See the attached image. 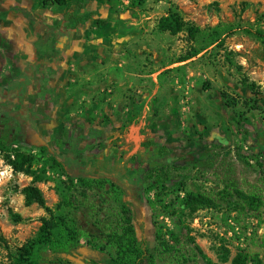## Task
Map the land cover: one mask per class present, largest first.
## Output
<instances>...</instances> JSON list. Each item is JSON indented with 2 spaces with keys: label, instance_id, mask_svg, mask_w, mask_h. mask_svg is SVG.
<instances>
[{
  "label": "rangeland",
  "instance_id": "1",
  "mask_svg": "<svg viewBox=\"0 0 264 264\" xmlns=\"http://www.w3.org/2000/svg\"><path fill=\"white\" fill-rule=\"evenodd\" d=\"M95 1L87 10L104 24L98 29L92 20L77 43L57 117L99 128L125 151L150 137L168 145L173 154L161 166L171 182L146 191L145 204L132 207L105 181L84 178V185L62 171L51 150L11 147L33 157L38 182L14 172L11 152L0 151V264L50 255L37 243L49 219L63 221L54 239L63 240L67 228L75 232L72 255L85 264L115 258L107 236L127 215L138 247L147 251L142 264H231L239 253L264 264V169L260 155L249 153L252 137L264 130V42L254 36L256 30L264 36V0H146L134 10L127 9L130 0H115L112 10ZM168 10L197 34L160 31ZM83 17L68 18L72 24ZM30 185L44 207L25 205L21 191ZM186 193L209 207L193 210ZM241 194L259 197L258 211Z\"/></svg>",
  "mask_w": 264,
  "mask_h": 264
},
{
  "label": "flooded vegetation",
  "instance_id": "2",
  "mask_svg": "<svg viewBox=\"0 0 264 264\" xmlns=\"http://www.w3.org/2000/svg\"><path fill=\"white\" fill-rule=\"evenodd\" d=\"M67 15L57 25L49 26L38 41L41 62L28 80L23 103L13 110L16 114L9 112L8 103H0V139L26 146L35 143L51 150V156L70 175L103 180L123 192L132 207H141L146 202L144 172L159 168L171 155L159 156L162 143L158 141L154 147H143L142 141L137 149L125 151L121 142L108 143L101 129L80 120L66 122L57 117L61 89L56 82L67 73L68 51L73 45V40L61 39L80 30L86 20V15H82L85 17L71 24V14ZM54 62L64 68L58 71ZM23 105L25 109L21 108ZM251 142L252 154L260 155L264 169V130Z\"/></svg>",
  "mask_w": 264,
  "mask_h": 264
},
{
  "label": "trees",
  "instance_id": "3",
  "mask_svg": "<svg viewBox=\"0 0 264 264\" xmlns=\"http://www.w3.org/2000/svg\"><path fill=\"white\" fill-rule=\"evenodd\" d=\"M39 6L43 9L50 8L52 6H57L69 14H76L77 17H81L82 15H86V20L84 25L80 26V30H87L90 27V22L93 20L98 29H101L104 24V18L98 17V13L94 11H88L87 7L95 4V0H35ZM146 0H130L129 5L127 7L128 10H134L135 8L141 7L144 5ZM105 4L108 10L114 9L115 0H105ZM96 8V6H95ZM100 12V11H99ZM158 29L163 32L169 33L171 36H175L182 31H186L189 38H193L197 31L194 27L186 25L182 20L180 14L177 11L168 10L165 16L161 17L158 22ZM254 36L257 40L264 42V36L261 31L256 30ZM103 132V130H101ZM155 141H158L154 138H146L142 142L143 147H154L157 145ZM159 142V141H158ZM13 145L20 147V144L17 142L7 143L4 140L0 139V151L1 152H11L12 159L8 157V164L12 168V170L16 173H22L24 175L33 177L34 182L40 181V177L32 170L33 167V157L24 152H21L19 149H11ZM130 150V147L128 148ZM252 146L250 147L249 153L252 154ZM173 154V149L168 145L162 143L159 147V156L168 157ZM51 161L57 167L61 168L64 171L62 164L58 163L52 156ZM261 167H263L261 165ZM145 182L144 187L146 191H149L153 187H161L164 189L165 186L171 182L170 177L166 172H164L163 167L160 166L157 169L149 170L148 172H144ZM68 178H71L68 176ZM81 184L87 185L85 179L78 178L77 179ZM102 186V184H100ZM184 187V185H181ZM24 196V202L26 206H30L32 204H37L41 207H44L45 201L42 196L40 190L34 186H26L21 191ZM240 197L243 199L247 208L256 212L262 205V201L259 197L255 195H243ZM185 201L189 203V205L194 210L198 206L209 207L210 203L204 198H201L199 195H192L191 193H186ZM125 215L127 213H124ZM128 216V215H127ZM125 217L124 222L121 225L119 231L112 232L107 236L108 243L115 249V258L109 257L104 259L101 262H96L94 259L90 261V264H142L144 260V255H146V249H142L138 247V242L135 237L134 229L131 225V218ZM57 221L62 222V219H58ZM56 220L49 219L43 220L42 226L39 230L37 236V243L39 245H46L50 249V255L37 256L29 261V264H73L71 261L62 258L61 254L72 255L77 250V239L74 231H69L65 229V232H69V234L64 235L63 240L54 239V231L59 228L60 223ZM156 240L160 242L161 235L160 233L156 234ZM94 250H96L94 248ZM263 264L260 261H257L253 257H251L247 253H239L234 257L231 261V264ZM152 264V263H150ZM210 264V263H209Z\"/></svg>",
  "mask_w": 264,
  "mask_h": 264
},
{
  "label": "crops",
  "instance_id": "4",
  "mask_svg": "<svg viewBox=\"0 0 264 264\" xmlns=\"http://www.w3.org/2000/svg\"><path fill=\"white\" fill-rule=\"evenodd\" d=\"M61 16L53 7L43 9L34 0H0V103H8L7 108L13 115L16 114L14 108L23 103L28 80L41 62L37 43L46 35L49 26L65 18ZM84 34L85 30H78L68 39H61L64 42L73 40L68 51L70 61H74L76 45L85 39ZM54 63L58 71L64 68ZM62 81L63 78L56 82L60 89Z\"/></svg>",
  "mask_w": 264,
  "mask_h": 264
},
{
  "label": "water",
  "instance_id": "5",
  "mask_svg": "<svg viewBox=\"0 0 264 264\" xmlns=\"http://www.w3.org/2000/svg\"><path fill=\"white\" fill-rule=\"evenodd\" d=\"M33 145L34 146H39V145H37V144H35V143H33ZM61 257L62 258H65V259H67V260H69V261H71L72 263H74V264H85L83 261H81L78 257H76L75 255H65V254H61Z\"/></svg>",
  "mask_w": 264,
  "mask_h": 264
}]
</instances>
